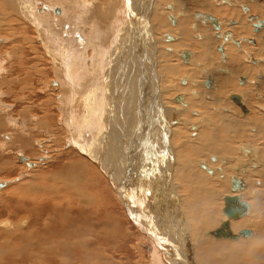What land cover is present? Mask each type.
I'll list each match as a JSON object with an SVG mask.
<instances>
[{
  "label": "bare ground",
  "instance_id": "6f19581e",
  "mask_svg": "<svg viewBox=\"0 0 264 264\" xmlns=\"http://www.w3.org/2000/svg\"><path fill=\"white\" fill-rule=\"evenodd\" d=\"M37 1L36 0H0V9H1L0 31L4 30L3 28H1L2 26L8 27L9 22H7V20H10L11 22L10 26L16 24V26L21 27L20 30L21 33L24 34V36L27 30L31 27V29H33L34 31V34L37 35L38 39L40 38L39 39L41 43L40 47L42 50H44L43 58L45 60L48 58L49 60L48 62L51 66L50 69H52V71L54 72L53 74L59 73V76L58 74H56L57 77L55 76L53 77L55 78L59 77V81H58L59 84H57L56 90H58L61 94L60 104L61 102L63 104L65 102L66 104L68 103L74 114L79 113L78 110L79 108H81V112H80L81 115L80 114L73 115V112L70 110L69 119H66L64 122V124L66 123L65 125L69 128L66 130V131L69 130V137H67L68 139L66 141H70V145L72 142L82 154H84L86 157L92 160L91 162L92 164L94 163L95 165H97V167L101 170V173L100 172L99 173L103 174L106 177V179H108V182L112 185L114 192L116 193L119 199V202H121L122 206L128 212V215L132 219V222L134 223L136 228L143 231V233H146L148 236H150V238L153 239V241L156 243V248L160 250L161 255L166 259V260L162 259V256L157 252L158 250L156 249L152 251V260H153L152 262L155 263V261L157 260L159 264L160 263L161 264H165V263L166 264H233L237 262H239L237 264H264V201L262 200L264 199L263 198L264 197V185H263L264 184V101H263L264 97H259V98L256 97L257 99H261L262 102L258 100L257 102L256 100H254V96L256 93L260 94V96L261 95L264 96V64H263L264 63V29H261L257 34H253L252 24L255 23V20L249 23L246 19L248 13L243 15L242 13L244 12H242L240 8H239V13L237 12V9L239 7L237 6L238 3L246 2L245 4L250 9V13L252 15H258L259 19L264 21V0H251V2L250 0H216L217 3L211 2V0H173V2L176 3V6L179 5L180 1H185L187 5L196 6L198 9L205 10L206 13L195 12L194 15L196 18L202 17L200 20L202 26L204 25L203 27H207L209 29V31L211 32L210 35L211 38L207 37V33L205 30H203L202 32L200 31L199 24L193 25L192 29L189 28L192 24L188 28L184 26L182 28H176L186 23V22H182V23H176V25L173 27V29H177V30H173L172 28H170L168 24L169 23L168 15L166 14V12L163 18L164 20H161L162 18L159 19L158 14L156 15V12H158L159 8H162L164 4V0H159L163 2V4L154 5L152 7L154 13L151 14L150 16L151 18L150 26L152 27L156 26L166 29L165 31H163L164 33L162 34V37H160V39L156 42L159 43L163 41L167 45L164 49L168 51H164V54L166 55L162 56L160 54L158 56V58L163 59V62L160 60V62H162V65H158L157 70L155 68L156 67L155 62H157L158 60L155 52L157 46L152 49V47L149 44H144L138 39V37L141 36L139 32L140 28L132 29L130 24L126 27V29H125V25L122 26V23L119 21L120 14L118 15V12L116 11L115 8L117 7L116 6L117 3H113L112 1L107 2L108 5L109 3H111L112 5L113 4L116 5L114 6L109 5V7L107 5L106 10H104L103 8L105 6L103 7L102 5V9H98L100 8V6L96 5L97 3L94 0H90V3L88 2L85 3V0H46V1H50V2L54 1L55 3L62 4L61 5L63 8L61 13L62 16L58 17L55 15V13L54 15L51 13L53 12L52 10L49 12V10H45V8H43V12H41L42 10L38 12L37 11L38 8H35ZM124 1H126V7H124L125 11H123V13L126 12L129 18L131 16V11L128 8V6L131 5L130 2L131 0H124ZM153 1L154 0H150L151 3H153ZM41 6H44L43 2ZM45 6L46 8L47 6H49L47 9L52 7L50 6V4ZM225 7L232 8V10L228 13L225 9H223ZM164 8L165 7H163V9ZM167 8L170 9L171 7H167ZM204 14L211 15L218 19L221 27L220 34H223L226 31L231 32L230 39L228 40L227 43H224L223 45L222 38H216V36L214 37V31H212L213 29L211 28L210 23H207L205 17L203 18ZM224 15L227 16L228 19L229 18L234 19L237 22L235 25H233V27L231 26L230 30L226 29L227 27H229L227 25V21H223V23L221 22L222 19L220 18V16H224ZM171 18L172 17H170V21ZM209 19L211 18L209 17ZM144 20H145V16L142 17L141 22H143ZM155 21H157L158 24H155ZM30 24H32L33 27L28 26ZM10 26L8 27V29L10 28ZM165 27L172 29V31L174 33H178L180 37L177 38V36H172L170 34L171 32ZM241 28L243 29V37L236 38V33L239 34ZM143 30L144 33H146L147 35L149 36L151 35L150 30L147 28V26H144ZM167 31L170 33H168ZM12 34L15 35V32H11L10 35ZM250 38L255 39V45L253 44L254 46L252 45L250 46L246 41V39H250ZM232 39L237 41L240 39L243 40L241 41L242 43L240 44V46L236 48L235 45H233L232 43ZM23 40H24L23 42H25L26 38ZM28 40L29 39L27 38V41ZM14 41L10 43H14ZM26 43L29 44V42ZM219 44H222L224 46L223 47L225 54L224 56L226 57L225 58L226 60L224 62L220 61V55L216 51V46ZM33 48H31V51H33L35 55L33 57H35L37 60L38 59L40 60V62L37 63V66L35 65V68H33L34 74H36L37 77L39 78V82L42 76L47 77L49 79V76L46 75L44 69H40L38 66V65H42L43 58L38 55L39 51ZM174 48L181 50L179 51V56L181 54L182 55L186 54V58L184 59L182 58V55L180 56V58L183 59L184 64L187 63L185 64L184 67L183 62L181 61L183 64V66L182 65L181 66L184 68L185 72H188L190 75L197 77L196 74L194 73L195 71L193 72L192 68L198 65L199 70L197 74L206 76L205 79H202L201 81L198 82H200V84H203V82H205V80L209 78V81H206L204 83V85L207 88L203 92V95L206 96L207 99H205V101L202 102L201 105L203 109H206V106L208 105H213V106L207 109V111H210L209 113L206 110H202V113L197 110L189 111V113L194 115L195 118L194 124L192 122H188V121L186 122V119H180L181 115L183 114V111L190 109L189 105L191 99L188 96L184 99L182 98L181 95L180 96L175 95L176 97L173 96L174 98L173 99L171 98L173 102L179 104V105L175 104L177 107H179L176 110L166 109V107H164V105L168 103L164 102L165 98H163V93H161L162 85H160V82L162 83L168 81L170 82L171 79H175V78L178 79L177 77H180V75L177 74V70L174 71L170 64L171 62H173V60L175 61V59L176 60L180 59L177 56H175V53L174 55L172 54L174 51H176ZM18 49L20 50V48ZM89 50H91L92 56L90 58L88 57L90 60L88 59L89 61H87L85 60V57H87L86 55L87 52L89 54ZM183 50L195 52V56H192L193 55L192 52H187V51L184 52ZM160 52L161 50L159 51V53ZM105 55L107 56L108 61L106 63L107 64L106 71L102 73L100 64L101 61L104 59L103 57ZM167 55L175 59H172V61H170L171 59L170 58L168 61ZM249 55L252 56L254 60L255 59L261 60L260 63L257 65H252L248 59ZM15 56H17V54ZM202 59H207V63H208L207 65L209 66V69L205 68L204 70H201L200 67L203 65V64L201 65ZM25 60H26V56L24 55V49H23L18 59L19 74H17L18 76H20L19 80L17 81H19V85L21 87H23L24 85V82L22 81L21 78L24 77L27 79L32 74V70L28 67L27 68L25 67L24 65ZM80 63L82 66H84V69L77 72L74 69V65L76 66V64H80ZM2 74H5V71ZM154 75H155V81H154ZM240 76L246 77V82L243 85H240L239 83L237 84L238 82L237 78ZM258 77L261 79H259ZM100 78L103 80L102 88L99 87L100 90H98V88L95 87L96 86L95 84L97 82H101L98 81ZM212 79L214 81L212 82L213 85L210 88V80ZM15 81L16 80L14 79L13 82ZM185 82H187V85H190V80H186V79L180 80L181 84H185ZM197 83H195V85ZM247 83L249 84L257 83V87L253 88L251 86H246ZM237 85L243 86L244 88H238ZM48 89L50 91H54L51 88ZM179 90L184 91V87H178L176 92L174 93H177ZM96 91L97 93H95ZM155 92L158 93L157 96H159L160 93V97L158 98H160L159 100L161 102V105H159L158 101H157L158 103L156 104V101L154 100ZM233 94H237L242 98V102H241L242 106L243 104L247 108L251 106L249 107L250 109H248L249 111L251 110L250 111L251 114L249 112L248 115H247L248 113L247 109H245L244 106L243 107L245 111L241 109L243 113L247 112L245 119H249L248 124H246L244 121L239 119L240 115L237 111L240 109L238 107H234L233 105H227L226 102H224L223 100L224 98H227L229 100V96ZM54 95H57V92ZM193 95L194 96L191 95L193 99H197L198 97H200V94L198 95L197 93L196 94L193 93ZM145 104L146 107L144 109ZM45 106L46 104L44 105L43 108L42 107L40 108L43 115L40 117L37 116V118L35 117L37 119V122L35 120V123H37L39 127L45 126L44 128H42L44 132L46 130H49L48 127L49 124H47V122L51 121L49 108L48 107L45 108ZM64 106L66 105L64 104ZM225 106H229L231 111L233 110L232 111L233 115L229 114L231 111L229 108ZM255 108H257V110L261 112L258 113ZM151 113H155V114L151 115ZM55 115H58V113ZM78 115L80 117H78ZM205 116L206 118H204ZM207 118H209L210 121H216L215 119H220V121L224 120L227 123L224 122L225 127L222 128H218L217 125H211V127L216 129L215 131L217 132V134H210L204 132L205 130L200 131V127L206 124ZM105 119H110V120H105ZM151 119H158L157 126L159 130L163 131L166 128V132H167L166 137H164L163 133L157 131L156 129L154 131L157 133H154V135L150 133L149 128H152L153 126ZM170 125H172L174 129ZM185 125H188L189 129L191 126H193L194 130L193 128H191L189 131L186 130L187 131L186 133L184 131L183 133L184 135L182 137L183 142L187 143L188 141L193 140L196 144L204 143L203 147L210 148L211 149L210 153L217 155L219 159L216 156H211L210 158H208L209 152L207 149L192 148L193 153H190L189 152L190 150H187L186 148L179 145L177 147L178 154L174 157V154L172 153L173 162L170 161V166L168 167L164 166L163 168H161L160 175L157 178V181H155L154 179L155 169L151 166H148L146 169H144L145 167H143V165L138 166V164L142 163L143 159L142 156L136 155L135 150L136 149L138 150L139 148L142 147L147 149H152L156 147L159 152H161L164 149H168L169 148L168 144L170 140L171 143H174V141L180 139L179 135L183 127H185L186 129ZM168 126H170L173 131L169 134L167 128ZM127 129L131 131L129 138L132 139V143L128 145V149L136 164V171L140 172L141 177H142L141 173H144L145 177L148 175L147 178H145L146 180L143 179L142 181H146L147 185L150 184L149 188L147 189L149 204L146 205L145 203V207L147 209V212L145 213L139 206L142 205L143 203L142 184H140V188H136L135 185L131 183V188H130L128 183H126L125 177L123 175L125 166L122 157L131 156L130 153L126 151L121 144V142L125 138L124 131ZM108 130L111 133L108 132ZM249 130L253 132L250 133ZM174 131L176 133H174ZM48 133H50V131ZM106 134L109 137H113V138L107 137ZM167 136L169 142L167 141ZM32 140L30 142H32ZM155 141L157 142V144H155ZM26 143H28V141ZM20 144H22V140ZM257 146L259 148H255ZM113 147L115 148L111 149ZM171 150L174 151L172 147ZM0 153L2 154L3 152L1 151ZM240 153H242L243 155ZM72 154H74V152ZM225 155H227V157L221 158V156H225ZM220 159H223V161H221ZM19 161L21 162L23 161L27 167L35 168L37 166L36 163L31 162L25 156L19 157ZM7 162L8 160H6L4 163L7 164ZM220 163L223 165V168H220L221 172L219 167L211 168V166L214 167L217 166L218 164L220 165ZM89 165H90L89 168H91V164ZM235 165H242V168L245 169L243 170L245 173L244 176H240V178L233 176ZM65 166L63 167L65 168ZM226 166H229V170L227 173L224 171V168H226ZM10 167H6L5 170H8ZM184 167H186V169ZM196 167L200 169L202 176L206 172L211 173L210 169H213L214 173L209 175L210 178H207L204 183L201 182L199 191L197 193L195 194L191 193L186 200L183 201L178 200L177 191L173 184L177 183V181H181L182 172H183V176L186 179L190 178L191 182L195 184H199V182L196 181L198 176L196 175L197 173H195ZM89 168L87 167L86 169L88 170ZM98 171L96 170V172ZM59 173L61 172H58V175ZM127 173L128 176H130L131 167H129ZM70 174H72V172ZM70 174L67 176H70ZM60 175H64V174H60ZM93 176L94 175H92L91 177ZM100 176L103 177L102 175H99L98 178H100ZM217 176L221 178V180L216 181L215 178ZM225 176L228 179L222 180L224 179ZM22 178H24V173H21L18 175V177L11 178L9 180H0V192H3V190L6 189L5 194H3L4 196L2 195L3 196L2 199L7 200V198L9 197V199H11L12 202L14 203L12 205L13 211L6 209L5 212L8 213L13 212L9 216L12 215L14 217L17 216V212L18 210H20L25 215L26 214L29 215V217L33 216L34 218H37L41 214L39 212H43L40 210V208L46 207L50 210V212H46L48 215L50 213H53V211L55 210L54 201L58 198V197L56 198L55 195V192L57 191L56 187L53 185L50 186L51 184L49 186L43 187L44 184L43 185L40 184L41 186H38L35 183H34L35 186H33L32 183H29L30 181L28 183L22 184L20 183L22 181ZM77 178L78 177H75V180ZM101 180L103 181V179ZM18 181H20L19 182L20 184L16 185ZM256 181L261 182L258 187L263 189L261 190L257 189L256 191L254 190L253 192L252 190L255 189L254 187L257 186ZM223 182H226L228 188H226V190L222 192V195H224L225 193H228V195L224 196L221 200L220 212L221 214H223V208L225 206L224 199L226 197L228 196L237 197L240 205L243 206L244 208V213L236 219H228L224 214L221 216L220 213L217 215L218 218H216L215 210L213 209V211H211V198L213 192L219 189V187L222 185ZM236 182H238V188L232 189L231 188L232 183H236ZM64 183L65 182H63V184ZM96 183L97 182L95 181L94 184ZM154 183L158 184V189L160 187V191L158 190V192H156L154 195H150L149 194L150 189L152 191L154 189H157ZM12 184L15 186L7 189ZM61 184L59 183V186H61ZM86 187L88 188V186ZM93 189L95 190V188ZM170 189H171V193H170ZM90 190L92 191V187L91 189H89V191ZM97 190L93 192V194L94 193L96 194ZM35 192H38V196L36 195ZM158 193H159V200L155 203V201L158 198ZM66 194H71V193H68L67 191ZM5 195L8 196L6 197ZM63 197H65L64 199L67 200L66 196L63 195ZM25 199L26 200L29 199L30 201L26 202ZM46 199L50 201L52 200V202L49 204V201H47ZM79 199L77 200L79 201ZM83 199H84L83 204H85L86 206L92 205L89 209H87V211L90 212V215H88V212L86 211H82L81 214L80 212L77 213L74 216L73 222L75 223L80 222V224L75 227L72 222L70 223V226L71 227L74 226V228L66 229L58 233L56 232L57 234L54 232H50L49 230H47L48 234H46L45 236H43L42 234L37 235V233L35 234L34 232L33 236L36 238L34 239L37 240L38 237L39 240L34 242V245H32L33 244L32 242H30L32 244L28 245L27 243L28 239L27 240L25 239L28 245L26 247L30 248V251L27 252L29 253L32 252L35 254L38 252V257H41V259H47L44 261L45 263H47L46 261H48V264H53L55 260L59 261L62 264L63 263L84 264L83 263L84 261L89 262L87 260L89 259L92 260V258H94L95 255L91 253L90 250L91 249L94 250L96 249V245L98 244L100 245V241L102 237L100 236L101 235L100 232L96 233V230L94 231L95 228L92 229V227H94L92 224H95L96 226L98 225L99 227L100 214L97 212L98 210L96 211L97 208L96 206L98 205H94L95 201H89L86 199V197H83ZM93 199H95V197ZM66 200H63V202L66 203L65 202ZM101 200L102 202H100L99 204L101 203L105 204L103 203V199ZM92 202H94V204H92ZM25 204L28 205L26 206ZM152 205L153 207L151 208ZM25 206L26 208H24ZM57 206L58 205H56V207ZM65 208L64 207L58 208L57 215H65L66 214ZM68 208L69 207H67V209ZM107 208H106V204H105V208L102 207L103 211L104 209ZM252 210L254 213L252 217H255L256 219L249 217L250 211ZM152 211L154 213L151 218L149 216V213ZM109 212L110 210H108V213ZM67 215L69 216V214ZM25 218H27V216ZM25 218H23V220H25ZM80 218H82L81 221L85 220L83 222H87L85 228L83 227L84 225L81 224L82 222L79 220ZM107 219L108 217L106 218V220ZM218 219L220 221H218ZM23 220L22 222H26ZM156 220H157V224H156ZM226 221L228 222V228L231 234L233 235V238L214 236L213 235L214 231L218 227H220L223 222ZM22 222H20V224H22ZM33 223L35 224V222ZM105 223L107 222L105 221ZM14 224L12 225L14 226ZM4 226L5 227L11 226V223L8 224L6 221V223H4ZM13 226L12 229H14ZM22 228L23 227L21 226V229ZM75 228L77 229V231H75ZM243 230H246L245 234H241V231ZM10 232H8L7 238L11 242L14 241V236L13 234H9ZM20 233L18 232L19 235ZM87 233L90 234L93 233L94 235V238L92 236L93 240L87 237L84 239L81 238L82 234L86 235ZM57 236L59 237L56 238ZM186 236L189 237V241H187ZM3 237H5V235ZM17 239H19L20 243L16 242L18 243L16 245V249L17 247L18 249L22 248L21 243L25 242L24 236L22 238L21 236H19V238ZM50 241L52 242L55 241V243L53 244ZM24 245L25 243L23 244V248ZM99 245L98 247H100ZM89 248L90 250H88ZM100 249L99 251H103ZM26 250L27 249H25V256L23 257L22 255V258H24V261L27 260V262L28 261L30 262V260H32L30 259L32 256L31 254L26 255ZM18 256L19 255H17V257ZM101 259L103 260V258ZM101 259L99 258L98 262ZM11 260L13 261V257L11 258ZM16 261H20V260H16ZM33 262L34 261H32L31 263Z\"/></svg>",
  "mask_w": 264,
  "mask_h": 264
},
{
  "label": "rangeland",
  "instance_id": "374dc122",
  "mask_svg": "<svg viewBox=\"0 0 264 264\" xmlns=\"http://www.w3.org/2000/svg\"><path fill=\"white\" fill-rule=\"evenodd\" d=\"M38 1H37V4L35 3L38 6L37 7L35 5V8H38V10H37L38 12H40L41 10H42L41 12H43V8H45V10H49V12L52 10L53 12H51V13L53 15L55 13V15L58 16V17L62 16V14H61L62 10H63V8L61 6L62 4L55 3L54 1H52V2L46 1V0H42V1L38 0ZM94 1L97 3L96 5L100 6V8H98V9H102V5H103V7L105 6L103 8L104 10H106V8H107L106 7L108 5L107 2L112 1L113 3H117V5L116 4L112 5L111 3H109V5H111V6L116 5L118 7V10H117V7H115V8H116V11L118 12V15L120 14L119 21L122 23V26L125 25V29H126V27L130 24L132 29L133 28H140L139 32H140L141 36L138 37V39L141 42H143L144 44H149L152 47V49L157 46V48L155 50L156 57L158 59L157 62H155V66H156L155 68L157 70V66L158 65H162V62H163V59L162 58H158V56L160 54L162 56L166 55V54H164V51H168V50L164 49L167 45L163 41L159 42L160 44L157 43L156 41H158L160 39V37H162V34L164 33L163 31H165L166 29L160 28V27H156V26H153V27L150 26V23H151L150 16H151V14L154 13L152 7L154 5L163 4V2H161L159 0H154L153 3H151L150 0H131L130 1L131 5L128 6V8L131 11V16L128 18L126 12L123 13V11H125L124 7H126V1H124V0H106V1L105 0L104 1L103 0H101V1L100 0H94ZM170 1L171 0H164V4L165 5L163 4V7H165L164 8L165 10L162 7V8H159L158 12H156V15L158 14V18L159 19L162 18L161 20H164L163 18H164L165 12H166L168 17H170V16L174 17L176 23L186 22L183 25H181L179 27H176V28H182L183 26L188 28L192 24L189 27V28L192 29L193 25L199 24L200 31L202 32L203 30H205L206 33H207V37L211 38V36H210L211 32L209 31V29L207 27H203L204 25L202 26V23L200 21L201 17L196 18L195 15H194L195 12H197V13L198 12H205L204 9H198L196 6L187 5V3L185 1H180L179 5L176 6V3H174L173 0L171 2ZM42 2L44 3V6H41ZM46 2H48L50 4V6H52V7H50L51 9L50 8L47 9L49 6H47V8H46L45 5H49ZM87 2L90 3V0H85V3H87ZM211 2L217 3L216 0H211ZM250 2H251V0H250ZM53 3H55L57 5H55ZM245 3L246 2L238 3V5H237V6H239L238 9H237L238 13H239L240 5H246ZM109 5H108V7H109ZM167 5H171L172 9H167L166 8ZM187 7H188V9H187ZM123 8H124V10H123ZM223 9H225L228 13L232 10V8H229V7H225ZM0 12H1V9H0ZM242 14L245 15L246 13H242ZM143 16H145V20L143 22H141ZM220 18L221 19L222 18L225 19V18H227V16H225V15L224 16H220ZM125 19H126V22H125ZM227 20H229V19H227ZM7 22H9V24H8V27H9L11 22H10V20H7ZM176 23L174 24V26L176 25ZM155 24H158L157 21H155ZM168 24H169L170 28L173 29L172 23L169 22ZM13 26H15V27H13ZM28 26H32L33 27L32 24H30ZM144 26H147V28L150 30V33H151L150 36L147 35L146 33H144V30H143ZM8 27L7 26H2L1 28H3L4 30L0 31V43L3 41L0 44V49H1L0 50V63H1L0 64V70H1L0 71V78H2V79H0V104H1L0 106H2V107H0V145L3 144L2 146H0V149H2V150H0V152L1 151L3 152L2 153L3 155L0 153V163L3 165L2 166L0 164V180H9L11 178L18 177V175L21 174V173H24V178H22L23 182L22 181L21 182L18 181L17 184L16 183H14V184L19 185L20 183H22V184L23 183H28L29 181H30L29 183H32L33 186H35V184L38 185V186H41V185L44 184L43 187H45V186H49L51 184L50 186L53 185V186L56 187L57 191L55 192V195H56V198L57 197L58 198L54 201L55 202L54 203L55 210L53 211V213H50L49 215L46 212H50V210L48 208L44 207V208H40V210L43 211V212H39L41 214L37 218H34L33 216L29 217V215H27V214L25 215L20 210H18L17 216L13 217L12 215L9 216L13 212L8 213V212H5V210L9 209V210L13 211L12 205L14 203L12 202L11 199H9V197L7 198V200L6 199L5 200L2 199L3 196H4L3 194H5V192H6V189H4L5 191L3 190V192H0V194H1L0 195V216H1L0 217V223H1L0 224V248H1L0 249V253H1L0 254V263L3 264V262H4V264H42V263L44 264L45 263L44 260H47V259H41V257H38V252L36 254L32 253V252L31 253L27 252V251H30V248L26 247V246H28L29 244H32V243H33L32 245H34V242L39 240L37 235H41L42 234L43 236H45L46 234H48L47 230H49L50 232H54V233L57 232L58 233V232H62L63 230H66V229L74 228V226L75 227L78 226L80 224V222L79 223L73 222L74 216L77 213L80 212V214H81L82 211H86V212H88V215H90V212L87 211V209H89L92 205L86 206L85 204H83L84 203L83 197H86V199L89 200V201H95V204H94V202H92V204L99 206V208H98V206H96L97 207L96 211L98 210L97 212L100 214V222H99L100 225L98 227V225L96 226L95 224H92L94 226V227H92V229L95 228L94 231L96 230V233L100 232V234H101L100 236H102V237H101L100 245L98 244L101 247V249H100V247H98V245H96V249H94L96 251H94L93 249L90 250V248H89L88 250H90L91 253H93L95 255V257L92 258V260L91 259L87 260L89 262H85L84 261L83 262L84 264H159V262H157V260L155 261V263L152 262L153 261L152 260V251L157 249L156 248V243L153 241L152 238H150V236H148L146 233H143V231H141V230L136 228V226L132 222V219L129 217L128 212L122 206L121 202H119V199H118L116 193L114 192V189H113L112 185L108 182V179H106V177L103 174H100L101 170L97 167V165H95L94 163L93 164L91 163L92 160L90 158H88L84 154H82L72 142H71V145H70V141H66L68 139L67 137H69V130L68 131H66V130L69 129V128L65 125L66 123L64 124V122H65L66 119H69L70 110L72 111V109H71V107H70V105L68 103H67L68 105L66 104V102L64 103L66 106H64V104L62 102L60 104L61 94H60V92L58 90H56L57 84H59V82H58L59 81V77L55 78V77H57L56 74H58V76H59V73L53 74L54 72L52 71V69H50L51 66H50V64L48 62L49 61L48 58L46 57L47 58L46 60L43 58L44 50H42L41 47H40L41 46V43L39 41L40 38L38 39L37 35L34 34V31H33V29H31V27L27 30V32L25 33V36H24V34L21 33V30H20L21 27L16 26V24L15 25H11L9 29H8ZM6 28H7V30H6ZM165 28H167L171 32L170 33V32L167 31L172 36H177V38L180 37L178 35V33H174L172 31V29H170L168 27H165ZM226 29L230 30L231 27H227ZM173 30H177V29H173ZM11 32H15V35L14 34L10 35ZM238 37H243V29L242 28L239 31V34L236 33V38H238ZM8 38H9V40H8ZM25 38H26V40H25V42H23L24 41L23 39H25ZM27 38L29 39L28 41H27ZM30 39L31 40L33 39V40L31 41ZM12 40L14 41V43H10V42H13ZM30 41H31V44H30ZM26 42H29V44L26 43ZM165 42H166V40H165ZM2 45H4V46H2ZM33 46H34V48H33ZM18 48H20V50ZM31 48L37 49L39 51L38 55L43 58V60H42L43 62H42V65H38V66H39L40 69H44L46 75L49 76V79L47 77L42 76L41 79H40V82H39V78L37 77L36 74H34V72H33L34 69L33 68H35V65L37 66V63H39L40 60L39 59L37 60L35 57H33L35 55H34V52L31 51ZM23 49H24V55L26 56V60L24 62V65H25L26 68L28 67V68H30L32 70V74L27 79L24 78V77L21 78L22 81L24 82L23 87H21L19 85V81H17V80H19L20 76H18L17 74H19L18 59H19ZM174 49L176 51H174L172 54L174 55V53H175V56L180 58L179 51H181V50H178L177 48H174ZM160 50H161V52L159 53ZM14 52H15V54H14ZM192 53L194 54L195 52H192ZM16 54H17V56H15ZM11 55H12V57H11ZM86 55H87V57H85V60L89 61L90 60L89 58L92 56L91 50H89V54L87 52ZM167 57H168L167 58L168 61H169L170 58H171L170 61H172V59H175L173 57H170L169 55H167ZM103 58L104 59L101 61V64H100V67L102 69V73H104L106 71V66H107L106 63L108 61V58H107L106 55ZM1 59H3V60H1ZM8 59H9V61H8ZM160 60L162 62H160ZM14 61H16V62H14ZM31 61H33V62H31ZM170 64H171V66H172L174 71L177 70V74H179L181 78H184L186 76V80H190V85H187V82H186V85L181 84L180 80H179L180 77H177L178 79H176V78L175 79H171L170 82L168 81L169 83L168 82H163V83L160 82V85H162L161 93H163V98H165L164 102L168 103V104H165L164 107H166V109L176 110L179 107H177L175 104H177V105H179V104L173 102V100H172L174 98L173 96H175V95L177 96V94L178 95H180V94L184 95L185 96L184 98H186L188 96L191 99V102H190V105H189L190 109H188L186 111H183V114L181 115L180 119H186V122L188 121V122H192L194 124V119H195L194 115L189 113V111L197 110V111H200L202 113V110H206L207 111V109H209V108H211L213 106V105H208V106H206V109H203L202 105H201V103L204 102L205 99H207L206 96L203 95V92H204V90H206V88H204L203 84H200V82H198V81H201L202 79H205L206 76L197 74V72L199 70L198 65L194 66V67L191 65L193 67L192 68L193 72L195 71L194 73L196 74L197 77L190 75L188 72H185L184 68L182 67L184 63L182 64L181 59H177V60L175 59V61L173 60V62H171ZM207 64H208L207 63V59H202L201 60V65L202 66L200 67L201 70H204L205 68L209 69V66ZM13 65H15V66H13ZM79 65H81V63L80 64H76V66L74 65V69L77 72H79V71L84 69V66L81 65L82 66L81 67ZM184 67H185V64H184ZM49 70H50V72H49ZM4 71H5V74H2V73H4ZM189 72H191V71H189ZM53 76H55V77H53ZM14 79L16 80L15 82H13ZM50 79H52V80H50ZM259 79H261V78H259ZM61 80H62V77H61ZM98 81H101V82H97L95 84L96 85L95 87L98 88V90H100L99 87L102 88V81L103 80L100 78ZM154 81H155V75H154ZM191 82H192V84H191ZM13 83H14V85H13ZM195 83H197V84L195 85ZM237 84H238V82H237ZM246 86H251L253 88H256L257 87V83L256 84L255 83H253V84L247 83ZM178 87H184V91L179 90L177 93H174V92H176ZM48 88H51L54 91H50ZM238 88H244V87L243 86H238ZM11 89H12V91H11ZM28 89H29L30 92L28 91ZM11 92L13 93V95H12ZM56 92H57V95H54V94H56ZM95 93H97V91ZM155 93H154V95H155L154 96V100L156 101V104L159 102V105H161V102L159 100L160 98H158V97H160V93H159V96H157L158 95L157 92H155ZM193 93L194 94L197 93L198 95L200 94V97H198L197 99H193L192 98V96H194ZM24 96H27V97H24ZM195 96H197V95H195ZM256 97L258 98V97H264V96H262V95L260 96V94H257V93L254 96V100H256V101L258 100V101L262 102L261 99H257ZM19 99H20V101H19ZM223 100H224V102H226L227 105H233L234 107H237L233 103L231 104L230 100H228L227 98H224ZM4 101H5V103H4ZM48 102H49V104H48ZM45 104H46L45 108L46 107L49 108V113L51 115V121L47 122V124H49L48 125L49 130L45 131L47 133L50 131V133H48V134L45 133L42 130V128H44L45 126L44 127L40 126L41 127L40 128L37 125V123H35V120L37 122V119H36L37 116L40 117V116L43 115L40 108L41 107L43 108ZM58 106H60V107H58ZM62 106H64V107H62ZM145 107H146V104L144 105V109H145ZM225 107L230 109L229 106H225ZM249 107H251V106H249ZM249 107H248V109H250ZM34 108H36V109H34ZM219 108H220V106H219ZM255 109H256V111L258 113L261 112V111H258L257 108H255ZM75 110H77V109H75ZM78 111H79V113H76V114H74V112L72 111L73 115L80 114L81 108H79ZM230 111H231V109H230ZM232 111L229 114L233 115ZM207 112L209 113L210 111H207ZM237 112L240 115L239 119L244 121L246 124H248L249 119H245V116H243L240 113L239 110ZM57 113H58V115H55ZM154 114L155 113H151V115H154ZM250 114H251V112H250ZM8 116H10V117H8ZM78 117H80V116L78 115ZM204 118H206V116ZM105 120H110V119H105ZM206 120H207L206 124H204L202 127H200V131L205 130L204 132H206V133L217 134V132L215 131L216 129L211 127V125H217L218 128L225 127L224 126V122H226V121H224V120L220 121V119H215L216 121H210L209 118H207ZM151 121H152V125L153 126H152V128H149L150 133L152 135H154V133H157V132L154 131L156 129L157 131L163 133V136L166 137V135H167L166 128L163 131H161V130H159V128L157 126L158 119H151ZM170 126L174 129V127L172 125H170ZM170 126L167 127L168 128V134L173 132L172 128ZM185 126H186V129H185V127H183V129H182V131H181V133L179 135L180 139L174 141V143H171V140L169 142V139H168V136H167V141L169 142V144H168L169 148L167 146L168 149H164L161 152H159L156 147H154L152 149H147V148L142 147V148H139L138 150L137 149L135 150L136 155L137 156L138 155L142 156V159H143L142 163L138 164V166L143 165V167H145L144 169H146L148 166H151V167H153L155 169V176H154L155 181H157V178L160 175L161 168H163L164 166L168 167V166H170V161L173 162L172 153L174 154V157L178 154L177 147L179 145H181L182 147L186 148L187 150H190L189 151L190 153H193L192 148H197V149L204 148L203 147L204 143L196 144L193 140H190L187 143L183 142L182 137L184 135L183 134L184 131L186 133L187 132L186 130L189 131L191 128H193V130H194L193 126H191L190 129H189L188 125H185ZM63 129H65V130H63ZM176 129H178V128H176ZM76 130H78V129H76ZM53 131H54V133H53ZM108 132H110V131L108 130ZM130 132L131 131L129 129L124 131L125 138L121 142L122 146L129 153H130V151L128 149V145H130L132 143V139L129 138ZM249 132L252 133L253 131L249 130ZM67 133H68V135H67ZM174 133H176V132L174 131ZM106 136L109 137L107 134H106ZM109 138H113V137H109ZM172 138H173V136H172ZM30 139L32 140V142H30L31 141ZM21 140H22V144H20ZM27 141H28V143H26ZM33 142H35V143H33ZM242 142H244V141H242ZM244 143H246V142H244ZM65 144H67V145H65ZM155 144H157L156 141H155ZM26 145H28V146L30 145V146L28 147ZM23 146H25L26 148L23 147ZM170 146L172 147V149H174V151L171 150ZM30 147H31V150H30ZM22 148H25V149H22ZM114 148L115 147H113L111 149H114ZM255 148H259V147L257 146ZM204 149H207L208 152H209L208 158H210L211 156H216L217 157V155H214V154L210 153V151H211L210 148H204ZM27 152H28V154H27ZM73 152H74L75 155L72 154ZM29 153H30V155H29ZM69 154H70V156H69ZM240 154H242V153H240ZM130 155H131V153H130ZM21 156L22 157L25 156L31 162L36 163L37 166L35 168L27 167L24 164L23 161H22L23 163L21 161H19V157H21ZM224 157H227V155L221 156V158H224ZM1 159L3 160V162H2ZM84 159H85V162H84ZM6 160H8L7 164L4 163ZM122 160H123L124 166H125L123 175L125 177L126 183H128L130 188H131V183H133V185H135L136 188H140V184H142L143 203H142V205H139V206L145 213V212H147V209L145 207V203H146V205L149 204V198H148V195H147V189L149 188L150 184L147 185L146 181H142V180L143 179L146 180L145 178H147L148 175L145 177L144 173H141L142 177L140 176V172L136 171V164H135V162L133 160L132 155L130 157H122ZM220 160L223 161V159H220ZM86 162H88V163H86ZM64 163H65L66 166L64 165ZM89 164H91V168H89L90 167ZM63 166H65V168ZM6 167H10V168L8 170H5ZM87 167L89 168L88 170L86 169ZM129 167H131L130 176H128V173H127ZM215 167H219V169H220V168H223V165L220 163V165L218 164L217 166H214V167L211 166V168H215ZM66 168H67V170H66ZM69 168H70V170H69ZM184 168L186 169V167H184ZM98 169H99V171H98ZM96 170L98 172H96ZM228 170H229V166H226V168H224V171L227 173ZM243 170H245V169L242 168V165H235V169L233 171V176L234 177H239V178H240V176H244L245 173H244ZM87 171H88V173H87ZM91 171H93V172H91ZM210 171H211V173H207L205 171L206 173L202 176V173H201L200 169H198L196 167L195 173H197L196 175H199V181H198L199 184H195V185H193L192 182L189 183L188 180L183 176V172H182L181 181H177V183L173 184L175 189H176V191H177L178 200H181V201L186 200L191 193H194V194L197 193L199 191V187H200L201 182L204 183L207 178H210L209 175L214 173L213 169H210ZM58 172H61V173H59V175L60 174H64V175H60L59 176ZM71 172H72V174H70ZM216 172H217V170H216ZM220 172H221V169H220ZM69 174H70V176H67ZM83 174H84V176H83ZM92 175H94V176L91 177ZM99 175H102L103 177L100 176V178H98ZM68 177H70V178H68ZM75 177H78L79 179L77 178L75 180ZM95 177H97L98 180ZM23 179H25V180H23ZM61 179H62V182H61ZM85 179H86V181H85ZM101 179H103V181ZM227 179L228 178L225 176L224 179H222V180H227ZM68 180H70V181H68ZM215 180L218 181V180H221V178H219L217 176L215 178ZM87 181H88V183H87ZM95 181L97 182L96 184H94ZM63 182H65V183L63 184ZM98 182H99V184H98ZM53 183H56V184H53ZM59 183L60 184L62 183L63 186H62V184H61V186H59ZM260 183L261 182H257L256 181V185H257L256 187L257 188L256 187H254L255 189L252 188L253 192H254V190L256 191L257 189L258 190L263 189V188L258 187ZM262 184H263V182H262ZM154 185H156L157 189H154L153 191L150 189V191H149L150 195H154L156 192H158V190L160 191V187L158 189V184L154 183ZM14 186L15 185L12 184L7 189L12 188ZM64 186H65V188H64ZM86 186H88V188ZM90 186L92 187V191L91 190L89 191V189H91ZM93 188H95V190ZM106 188H107V191H106ZM226 188H228V186H227L226 182H223L222 185L219 187V189H217L215 192H213L211 190L213 192V195H212V198H211V211H213V209L215 210L216 218H218L217 215L219 213H220L221 216L223 215L220 212V204H221L222 198L224 196L228 195V193H225L224 195H222V192H224L226 190ZM73 189H75L76 191L73 190ZM97 189H99V190H97ZM69 190H70V192H69ZM96 190H97L96 194L98 193L97 195L95 193L93 194V192H95ZM67 191H68V193H71V194H66ZM85 191H87V192H85ZM35 193L38 196V192H35ZM100 193H101V195H100ZM170 193H171V189H170ZM31 195H32V193H31ZM60 195H62V196H60ZM63 195L66 196L67 200L64 199L65 197H63ZM70 195H71V198H70ZM77 195L78 196L80 195V196L78 197ZM93 195H94L95 199H93L94 198ZM98 195H99V197H98ZM87 196H88V198H87ZM91 196H92V198H91ZM59 197H60V199L62 198L61 201H60ZM79 198H81V199H79ZM77 199H79V201ZM101 199H103V203L106 204V208L109 207L107 209H104V211H103L102 207L105 208V204H102V203L99 204L100 202H102ZM46 200L49 201V204L52 202V200L51 201L48 200V199H46ZM58 200H59V202H58ZM63 200H66L65 201L66 203H64ZM74 200H76V201H74ZM158 200H159V193H158V198L155 201V203ZM262 200L264 201V199H262ZM25 201L29 202L30 200L29 199L28 200L25 199ZM73 201H74V203H73ZM80 201H81V203H80ZM114 201H115V203H114ZM76 202H78V203H76ZM1 203H3V204H1ZM25 205L27 206L28 204H25ZM56 205H58V206L56 207ZM77 205H79V206H77ZM26 206L24 208H26ZM76 206H77V209H76ZM60 207H64V208L66 207L65 208L66 209V214L65 215H57V209L60 208ZM67 207H69V208L67 209ZM113 207H115V208H113ZM152 207H153V205L151 206V208ZM108 210H110L109 213H108ZM104 213H106V214H104ZM153 213H154L153 211L149 213V216L151 218L153 216ZM67 214H69V216ZM252 215H254L253 210L250 211L249 217H252ZM26 216H27V218H25ZM55 217H56V219H55ZM107 217H108V219L106 220ZM23 218H25V220H23ZM66 218H68V219H66ZM252 218L256 219L255 217H252ZM3 219L6 220L8 224L11 223V226L5 227L4 223H6V221H4ZM27 219H28L29 222L27 221ZM81 219L82 218H80L79 220L81 221ZM22 220L26 221L27 223L26 222H22ZM30 220H31V222H30ZM83 221H85V220H83ZM83 221H81L82 222L81 224L84 225L83 227L85 228V225H87V222H83ZM105 221L107 223H105ZM218 221H220V220L218 219ZM17 222H19V223H17ZM20 222H22V224H20ZM33 222H35V224ZM72 222H73V225H74L73 227L70 226V223H72ZM12 224H14V226ZM43 224H44V227H43ZM156 224H157V220H156ZM12 226H13L14 229H12ZM21 226L23 227L22 229H21ZM9 228H11V229H9ZM3 229H4V231H3ZM1 230H2V232H1ZM27 230H28V232H27ZM7 231L10 232L9 234H13L14 241L10 242V240L7 238V235H8ZM17 231L19 233L21 232L20 235L18 234ZM75 231H77L76 228H75ZM5 232H7V233H5ZM34 232H35V234L37 233V235H36L37 240H35L36 238L33 236ZM14 233H16V234H14ZM3 234L5 235V237H3L4 236ZM83 235L84 234L81 235L82 239L87 237V238L93 240V238H94L93 233H91V234L87 233L86 235H84V236ZM19 236H21V238L24 236V240L28 239L27 240L28 245L26 243V240H25V242H22V243L23 244L25 243L24 248L27 249L26 250V255L31 254V256H32L30 258L32 260L29 259L30 262L29 261L27 262V260L24 261V258H22V255H23V257L25 256V249L23 248V244L22 243H21V247L22 248L18 249V247H17V249H16V245L18 243H20L19 239H17V238H19ZM92 236H93V238H92ZM58 237L59 236H57L56 238H58ZM7 239H8V241H7ZM186 239H187V241H189V237L188 236H186ZM7 242H8V244H7ZM9 242H10V245H9ZM16 242H18V243H16ZM30 242H32V243H30ZM50 242H52V241H50ZM13 243H14V245H13ZM52 243L54 244L55 241H53ZM99 249L103 250V251H99ZM157 250H158L157 252L161 255L160 250L159 249H157ZM92 251H94V252H92ZM102 252H103V254H102ZM17 255H19V256L17 257ZM33 255H34L35 258L33 257ZM99 255H100V257H99ZM4 257H6V258H4ZM12 257H13V261L11 260ZM8 258H9V260H8ZM99 258L100 259L103 258V260L101 259L102 261L100 260L101 262L100 261L98 262ZM36 259H39L40 261L36 260ZM162 259H165V257L162 256ZM16 260H20V261H16ZM42 260H43V262H42ZM11 261H12V263H11ZM32 261H34V262L31 263ZM46 262L47 263H45V264H48V261H46ZM58 263L62 264V263H60L57 260H55V262L53 264H58ZM237 263H239V262H237ZM237 263H233V264H237Z\"/></svg>",
  "mask_w": 264,
  "mask_h": 264
},
{
  "label": "flooded vegetation",
  "instance_id": "af4514ba",
  "mask_svg": "<svg viewBox=\"0 0 264 264\" xmlns=\"http://www.w3.org/2000/svg\"><path fill=\"white\" fill-rule=\"evenodd\" d=\"M167 7H171L170 9H172V6L171 5H167L166 6V8ZM168 9V8H167ZM240 9H241V11L242 12H244V13H248V15L246 16V19H247V21L250 23V22H252L253 20H255V23H253L252 24V33L253 34H257L261 29H264V25H263V27H260V26H258L257 24H258V22H262L263 24H264V21L263 20H261V19H259V17H258V15H252L251 13H250V9L246 6V5H241L240 6ZM202 14V13H201ZM171 17V16H170ZM170 17H168V20H169V22L170 23H176V21H175V19H174V17L172 16V18H171V21H170ZM205 17V19L207 20V23H210V26H211V28L213 29L212 31H214V37L216 36V38H222V40H223V45H224V43H227L228 42V40L230 39V36H231V32H229V31H226V32H224L223 34H220V29H221V27H220V23H219V21H218V19L217 18H215V17H213V16H211V15H207V14H204V16H203V18ZM209 17L210 18H213V19H215L216 20V23L218 24V26H219V29L218 30H215L213 27H212V20L211 19H209ZM202 18V17H201ZM228 18H222V23H223V21H226ZM237 22L234 20V19H230L229 18V20H227V25L229 26V27H233V25H235ZM174 24H172L173 25V27H174ZM226 33H228V37H227V39H224V35L226 34ZM168 36H170V35H168ZM199 37V36H198ZM243 39H240V40H233L232 39V43H233V45H235L236 46V48L237 47H239L240 46V44L242 43L241 41H242ZM246 41L248 42V44L251 46H254L255 45V39H252V38H250V39H246ZM254 44V45H253ZM256 44H257V42H256ZM219 45H221L222 46V53L221 52H219L218 50H217V47L219 46ZM219 45H217L216 46V51H217V53H219V55H220V61H222V62H224L226 59V57L224 56L225 54H224V46L222 45V44H219ZM184 52H186V51H184ZM187 52H192V51H187ZM182 55V54H181ZM180 55V56H181ZM194 56H195V53L193 54ZM192 55V56H193ZM250 56V55H249ZM248 56V59H249V62L252 64V65H257V64H259L260 63V61L261 60H259V59H255L254 60V58L252 57V56H250L249 57ZM191 58V57H190ZM181 59V58H180ZM190 60V59H189ZM181 61L184 63V61H183V59H181ZM185 64H187V63H185ZM183 79H186V77H184V78H181L180 80H183ZM237 80H238V83L240 84V85H243L245 82H246V77H244V76H240V77H238L237 78ZM206 81H209V78L208 79H206L205 80V82ZM214 80L212 79V80H210V88L212 87V85H213V82ZM205 82H203V87L204 88H207L205 85H204V83ZM183 85H186V82H185V84H183ZM181 96H182V98L184 99V95H182V94H180ZM180 95H177V96H180ZM234 96L236 95V96H238L239 97V101H240V103L242 102V98L239 96V95H237V94H233ZM231 96L232 95H230L229 96V100L234 104V105H236L240 110V113L243 115V116H246V113H247V115L249 114V110H248V108L243 104V106L245 107V109H247V112L246 113H243V111L241 110V108L233 101V99H231ZM176 97V96H175ZM259 98V97H258ZM242 104V103H241Z\"/></svg>",
  "mask_w": 264,
  "mask_h": 264
},
{
  "label": "water",
  "instance_id": "95a60500",
  "mask_svg": "<svg viewBox=\"0 0 264 264\" xmlns=\"http://www.w3.org/2000/svg\"><path fill=\"white\" fill-rule=\"evenodd\" d=\"M212 19V27L215 29V30H218L219 29V26L218 24L216 23L215 20ZM258 26L260 27H263V23L262 22H258L257 24ZM228 37V33H226L224 35V39H227ZM217 50L219 52H222V46L219 45L217 47ZM182 58H186V54H183L182 55ZM231 99H233V101L241 107V109L243 111H245L244 107L242 106V104L240 103L239 101V98L235 95H232L231 96ZM231 188L232 189H237L238 188V182L236 183H232L231 185ZM225 201V206L223 208V214L228 218V219H236L238 218L239 216H241L243 213H244V208L243 206L240 205L239 201H238V198L237 197H226L224 199ZM246 233V230H243L241 231V234H245ZM214 236H223V237H230V238H233V235L231 234L229 228H228V222H223L222 225L220 227H218L214 233H213ZM149 249V248H148Z\"/></svg>",
  "mask_w": 264,
  "mask_h": 264
},
{
  "label": "crops",
  "instance_id": "0c3cea01",
  "mask_svg": "<svg viewBox=\"0 0 264 264\" xmlns=\"http://www.w3.org/2000/svg\"><path fill=\"white\" fill-rule=\"evenodd\" d=\"M187 180H188L189 183H191L190 178H187ZM196 181H199V175L197 176ZM192 184L195 185V183H193V182H192Z\"/></svg>",
  "mask_w": 264,
  "mask_h": 264
}]
</instances>
